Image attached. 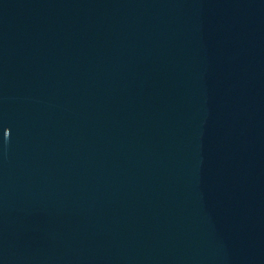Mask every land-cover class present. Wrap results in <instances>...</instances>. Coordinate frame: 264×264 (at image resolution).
<instances>
[{
	"label": "water",
	"instance_id": "95a60500",
	"mask_svg": "<svg viewBox=\"0 0 264 264\" xmlns=\"http://www.w3.org/2000/svg\"><path fill=\"white\" fill-rule=\"evenodd\" d=\"M0 264H264V0H0Z\"/></svg>",
	"mask_w": 264,
	"mask_h": 264
},
{
	"label": "clouds",
	"instance_id": "9594fccd",
	"mask_svg": "<svg viewBox=\"0 0 264 264\" xmlns=\"http://www.w3.org/2000/svg\"><path fill=\"white\" fill-rule=\"evenodd\" d=\"M4 140H5V142L7 143L8 140H9V135H8L7 137L4 136Z\"/></svg>",
	"mask_w": 264,
	"mask_h": 264
}]
</instances>
